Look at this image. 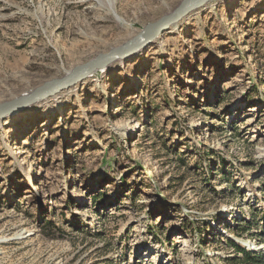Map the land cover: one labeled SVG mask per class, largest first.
<instances>
[{"label": "rangeland", "instance_id": "obj_1", "mask_svg": "<svg viewBox=\"0 0 264 264\" xmlns=\"http://www.w3.org/2000/svg\"><path fill=\"white\" fill-rule=\"evenodd\" d=\"M180 1L0 0V103ZM158 35L0 117V264L264 254V0H210Z\"/></svg>", "mask_w": 264, "mask_h": 264}, {"label": "water", "instance_id": "obj_2", "mask_svg": "<svg viewBox=\"0 0 264 264\" xmlns=\"http://www.w3.org/2000/svg\"><path fill=\"white\" fill-rule=\"evenodd\" d=\"M210 0H181L170 12L162 15L158 19L148 22L142 30L126 43L111 48L106 53H100L85 63L75 66L64 76L46 81L44 84L33 88L28 94L23 93L17 98L0 103V116L11 113L18 107L28 105L39 98L58 92L60 89L77 82L76 80L88 74V72L103 66L111 60L122 57L125 47L136 44V49H140L152 38L163 32L169 26L176 24L181 18L189 14L192 10L199 8Z\"/></svg>", "mask_w": 264, "mask_h": 264}, {"label": "bare ground", "instance_id": "obj_3", "mask_svg": "<svg viewBox=\"0 0 264 264\" xmlns=\"http://www.w3.org/2000/svg\"><path fill=\"white\" fill-rule=\"evenodd\" d=\"M172 26V25H171ZM176 28L174 27V28H172V29H170V31H172V30H175ZM159 35H157V36H155V37H153L152 38V41H154V40H156L157 39V37H158ZM126 49L124 50V55H126V54H128V53H130V52H132V51H135V48H136V44H133V45H129V46H127V47H125ZM136 50H138V49H136ZM109 63V62H108ZM106 65V64H105ZM96 70V69H95ZM95 70H93V71H90V72H88V74H86L85 76H82L81 78H79V79H77L76 81H80V80H82V79H86V78H89V77H91L92 75H94V71ZM32 91V90H31ZM30 92V91H29ZM29 92H25V93H29ZM24 93V94H25ZM20 96V95H19ZM18 96H16L15 98H17ZM58 100V96H53V97H50V98H46V99H43V100H41V101H37L34 105H32V107H30V108H33V109H36V108H39V107H42V105L43 104H46V103H48V102H50V101H57ZM31 104V103H30ZM26 106V107H25ZM27 108H29V104L28 105H24V106H22V107H18V108H16L15 110H13L11 113H9V114H5V115H9L10 117H11V119L12 120H18V118L21 116V113H23L24 111H25V109H27ZM29 108V109H30ZM4 116V115H3ZM1 117V116H0Z\"/></svg>", "mask_w": 264, "mask_h": 264}, {"label": "trees", "instance_id": "obj_4", "mask_svg": "<svg viewBox=\"0 0 264 264\" xmlns=\"http://www.w3.org/2000/svg\"><path fill=\"white\" fill-rule=\"evenodd\" d=\"M229 246H231L239 256L235 257L234 260H239L243 264H262L264 263V254L257 251L246 250L244 247L238 245L234 241H229Z\"/></svg>", "mask_w": 264, "mask_h": 264}]
</instances>
